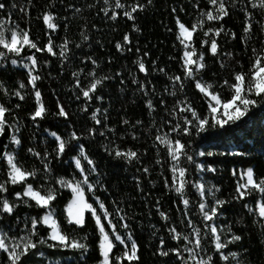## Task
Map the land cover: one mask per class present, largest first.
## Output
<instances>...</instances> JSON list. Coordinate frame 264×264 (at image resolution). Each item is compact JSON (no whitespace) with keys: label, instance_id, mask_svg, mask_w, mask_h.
I'll return each mask as SVG.
<instances>
[{"label":"trees","instance_id":"1","mask_svg":"<svg viewBox=\"0 0 264 264\" xmlns=\"http://www.w3.org/2000/svg\"><path fill=\"white\" fill-rule=\"evenodd\" d=\"M0 2L5 4V8L0 9V21L5 22L6 30L16 28L18 25L16 30L27 31L30 39L42 49L47 45L51 34L53 50L57 53L53 56L46 50L36 51L25 45L24 50L17 55L7 52L0 46V51L6 54V66H0V82L8 89V93L5 94L3 88H0V103L11 109L5 118L12 126L6 127L4 134L0 135V182L8 179V165L4 157V152L7 151L15 155L17 163L24 169L37 170L36 177H30L28 183H32L38 189L43 185L41 189L43 192L49 187L56 190L57 197L51 208L63 232L89 246L83 255L81 250L50 248L49 244L58 242L49 239L50 230L38 224V235L32 239L38 242L44 237L47 243L43 245L37 243V248L30 250L18 264L52 262L99 264L102 259L99 250L100 232L91 213H85L83 227L68 224L67 221L66 206L73 198V194L66 187H61L57 181L60 178L83 179L73 157L81 158L88 181L94 185L92 190L87 188V198L96 207L97 213L101 214V220L110 236L114 234L107 223L109 219L122 237L127 238V233L131 231L139 245L140 259L133 261L132 264H185V261L187 264H197L201 258L207 260L209 256L212 257V264H237V260L240 264H264V220L259 217L256 210L257 201L261 197L257 192H253L243 200L234 199L237 195V182L241 183L242 170L252 167L256 179L264 177V102H261L260 107L253 109L254 115L249 114L241 122L226 125L223 129H213L193 137H178L177 133L171 132L175 123L178 121L183 123L184 115L190 117V113L180 112V102L185 97L202 116L208 115V98L206 99L205 95L196 89L194 80L184 78L181 59L183 46L177 39L176 23V18L179 17L182 23L191 27L201 18L202 10L212 9L208 0H153L144 11L138 10L133 13L135 21L123 15L125 9L117 8L116 0H108L107 4L105 0H54V2L0 0ZM120 2L128 6L129 10L137 2L147 5V0ZM225 3L229 14L221 21H206L204 25V31L209 27L223 26L224 31L220 36L215 37L214 33H211L204 37L200 30L193 36L197 50L205 54L206 67L200 71L197 79H201L203 83H211L213 85L211 91L219 92L222 99L231 98L232 95V90L228 85H223V81L235 83L234 75L239 72L246 74V80L250 79L256 57L264 54V10L253 8L252 0H225ZM104 9H107V14ZM46 11L55 14L54 22L59 25L57 29H48L43 22V13ZM246 12L252 13V28L247 33L244 31L248 23ZM113 13L118 14L116 19L111 18ZM134 23L140 31L134 29ZM232 32L235 33L234 38ZM126 34L129 35L131 44L124 41ZM84 36L88 39L85 40ZM65 38L69 41L67 60L59 56L60 46L65 42ZM212 38L216 39L218 45L216 55L210 52V45L201 43L203 39L210 41ZM118 42L123 46V50L117 49ZM33 55L37 59L34 74L42 77L37 81V88L48 109L45 118L42 120L37 118L36 122H33L30 116L38 105L29 83L28 70L11 64L12 59L22 63ZM141 57L148 70L147 75L139 70L137 61ZM92 59L97 61V65L91 63ZM80 69H83V72L78 76L80 87H77V78L73 77L72 73L79 72ZM93 69L96 78L104 76L112 78L98 85L96 92L91 94L93 99L88 101L83 97L80 88H86L90 84L93 78L88 73ZM175 75L181 76L184 80L183 90L180 89L179 82H175L174 86V82L169 79ZM134 80L139 83H135ZM20 82L25 84L24 89H19ZM141 84L147 86L148 95L141 91ZM153 86L155 91L152 90ZM16 90L21 91L25 96L24 100L21 101L13 94ZM173 91L175 95L171 94ZM97 96L103 99H97ZM252 98L261 100L260 97ZM148 99L153 100L154 110L147 107ZM17 104L20 105L19 108L15 107ZM58 105H63L69 113L67 119L55 115L58 112ZM85 105L87 111L82 110ZM97 108L101 109V113L98 114L101 119L99 125L91 119ZM104 109H107L106 114ZM125 120L129 123L125 124ZM136 121L142 123L137 124ZM168 121H172V124ZM15 126L20 128V131L15 133L21 140L19 146L11 140ZM92 128L97 130L95 135L89 134V129ZM73 130L80 139L73 140L72 144L84 146V151L95 162V172L90 170L87 160L83 159L78 148L66 147L64 154L57 156L58 142L50 132L55 131L67 140ZM101 131L104 135L99 134ZM165 133H168L170 138H180L185 143L190 139L194 153L201 150L215 153L212 156L195 157L197 163L205 165V169L209 165L215 167L214 173L207 170L196 171L194 165L186 163L183 165L190 168L188 179L205 185L203 198L192 184L186 187L185 196L189 199L187 209L182 202L184 197L171 188L172 161L167 149L155 139L158 134L163 136ZM106 145L109 147L118 145L124 150L130 148L138 153L140 159L133 160L132 163L117 159L105 151ZM29 148L40 152L41 156L49 154L50 173L44 171L41 159L30 153ZM157 160L161 163H157ZM145 167L149 169L147 173L143 171ZM233 169L237 170L235 176L232 174ZM213 185L220 189L216 193V198L228 202L220 208L217 217L212 221H204L198 204L202 199L209 207L214 204L211 194L207 192ZM23 190V184H9L8 192L0 195H6L10 202L20 203L14 194ZM100 202L104 203L110 213L108 219L103 215L104 209L99 208ZM30 203L31 207L20 203L12 215L0 213L2 216L0 231L18 239L27 237L31 229V217L39 218L46 211L37 207L34 201ZM245 204L254 210L250 212ZM161 212L168 216L167 220L161 217ZM121 216L124 217L123 220ZM26 217L28 228H25ZM125 223L129 225L128 229L122 226ZM205 224L217 226L222 243L229 240L232 233L242 237V240L228 244L221 250L229 256L227 261L223 260L215 249L214 236ZM229 226L231 232L228 231ZM172 227L182 233L179 241L172 238L174 233L169 231ZM194 228L200 230L199 247L195 245ZM85 235L86 241L83 239ZM185 235L189 240L183 239ZM161 239L164 241L165 251L179 248L180 256L171 251L166 257L160 255ZM185 245L198 253L195 259L191 258V253L184 250ZM123 250V246L116 242L111 255L113 257L121 255ZM37 252H43L44 255L39 256ZM233 252L238 253V256L233 258L230 255ZM0 264H10L7 254L2 250ZM125 264L128 262L125 261Z\"/></svg>","mask_w":264,"mask_h":264},{"label":"snow or ice","instance_id":"2","mask_svg":"<svg viewBox=\"0 0 264 264\" xmlns=\"http://www.w3.org/2000/svg\"><path fill=\"white\" fill-rule=\"evenodd\" d=\"M54 2V0H53ZM153 0H147V5L141 4L139 2L133 4L128 9V6L122 4L120 0H116L115 6L117 8H124L125 11L123 13L128 19L135 21V16L133 13L139 11H144L148 5H151ZM105 3H108V0H105ZM208 3L212 6V9L207 11H201L200 19L197 20L195 24L191 27L186 26L182 23L179 17L176 18V23L178 26V35L177 39L179 40L180 44L183 46L182 52V67L184 68V78L191 79L195 81V87L199 90L200 93L205 95V98L208 99V115L202 116L192 104L188 101L187 97L183 101L180 102L181 108L180 112L182 113H190L189 115H184L182 117L183 123L179 121L175 123L172 128L171 132L177 133L179 136L184 137H193V136H200L202 133L206 131H210L213 129L219 130L225 128L226 125H235L237 122H241L245 117L249 114H253V109L258 108L261 106V102H264V64H262V60H264V54L258 55L254 61L252 74L250 79L246 80V74L243 72L235 73L234 80L235 83L229 84L228 80L223 81V85H228V87L232 90L231 98L222 99L219 92L210 91L213 88L211 83H203L201 79H197L198 74L201 70L205 69L206 65L204 63L205 54L203 51H198L195 42L193 40L194 33L198 30L203 32L204 37H208L211 33H214L215 37H219L220 34L224 31L223 26L219 28H212L209 27L206 31H204V25L206 21H221L225 16H227L228 10L226 7L225 0H208ZM15 6V5H13ZM199 6V5H197ZM235 7V5H232ZM251 6L253 8H260L264 10V0H252ZM5 4L0 2V9H4ZM24 11V9H21ZM105 14H107V9H104ZM173 12H175V8H173ZM215 13V14H214ZM117 13H113L112 19H116ZM246 16L248 19L247 26L245 27L244 31L247 33L251 30V12H246ZM43 22L46 24L48 29L55 30L59 27L57 23L54 22L55 14L46 11L43 13ZM4 21H0V46L3 49L7 50L9 53H15L19 55L23 50V46L27 45L36 51H47L48 53L52 54L53 56L57 55V53L53 50V42L51 39V34H49V40L47 45L42 49L38 46V44L32 41L29 37L27 31H17L18 25L16 28L11 30H6L4 27ZM133 27L136 31H140V29L133 24ZM171 31V29H169ZM232 37H235V33H231ZM84 39H88L87 36H84ZM124 41L126 44H131V40L129 35L124 36ZM69 41L65 38V42L60 46L59 56L63 57L65 60L68 59L67 52ZM203 45H210V52L213 55H216L218 45L215 38H212L210 41L209 39H203L201 41ZM79 47V45H76ZM117 49L123 50V46L118 42L116 44ZM131 50L130 48L128 49ZM139 52V48H137ZM255 52V49H253ZM231 55V54H229ZM31 61V65L24 64L23 67L28 69V78L29 83L31 84L32 89L34 90V95L37 102L36 110L30 114L31 119L33 122L37 121V118L41 120L45 118L48 109L46 108L42 97L41 92L37 88V81L41 80L42 77L39 75H35L33 66L37 65V59L35 55L28 57ZM90 59V58H89ZM19 62L16 59L11 60L12 65H17ZM93 65H97V61L95 59L91 60ZM139 70L144 72L145 75L148 74V70L143 62V58H139L138 61ZM0 66H6V54L3 51H0ZM223 67V64H221ZM160 71H164L160 69ZM83 72V69H80L79 72H73V77H76V86L80 87V80L78 78L79 74ZM93 79L90 84L84 88L81 87L80 90L82 95L86 100L91 101L93 96L91 94L95 93L97 90L98 85H102L104 80L111 79L112 77L104 76L101 78H96L95 69L88 73ZM170 80L174 82H179V87L181 90L184 88V80L181 76L175 75L169 77ZM123 82V81H122ZM135 83H139L138 81L134 80ZM222 85V86H223ZM26 86L23 82H20L19 89H24ZM0 88H3L5 94L8 93V89L3 86V82H0ZM141 91L144 92L145 95H148V88L146 85H140ZM155 91V86L152 88ZM167 90V89H166ZM15 96L19 97L22 101L25 99V96L21 93L20 90H16L13 93ZM175 95V91L171 93ZM260 97L261 100L258 101L257 99L252 98ZM79 99V97H77ZM97 99H103V97L97 96ZM164 102L163 100L161 101ZM147 107L149 110H154L155 105L153 104L152 99H148L146 101ZM19 108L20 105L17 104L15 106ZM87 111V105L84 106L82 109ZM175 111V109H173ZM11 109L7 108L4 104L0 103V135H3L5 132L6 127H12L8 124L6 120V113H10ZM101 113V109L97 108L91 116V119L95 121V124H101V119L99 118L98 114ZM104 113H107V109H104ZM55 115L59 117H63L67 119L69 117V113L65 110L63 105H58V112ZM106 118V116H105ZM125 124H128L129 121L125 120ZM137 124H141L142 121H136ZM169 124H172V121H168ZM38 126V125H37ZM20 131L19 126H15L13 130V134L11 136V140L19 146L21 143L20 138L15 134ZM47 131V129H46ZM96 129L92 128L89 129L90 135L96 134ZM110 131H115V129H110ZM100 135H104V132L101 131ZM50 135L55 137L56 141L58 142V146L56 149L57 156L63 155L65 152L66 147L71 146L72 148H78L81 156L83 159L87 160V164L90 166V170L95 172L96 165L92 158H90L87 153L84 151V146L80 145H73L72 141H78L80 137L77 135L76 131L73 130L70 134V137L66 140L61 137L55 131H51ZM135 138V136H134ZM156 140L160 141L161 144L165 145L168 155L171 158V165L170 171L172 173V184L171 188H174L175 192L183 198V204L187 209L189 205V199L185 196V189L189 184H192L196 190L198 191L201 198L205 196V185L204 183H195L188 179V175L190 173V168L187 166H183L185 163L187 165H194L196 171H210L216 172V168L209 165L207 169H205V165L202 163H197L195 157H203L205 155L212 156L215 153L212 151L205 152L201 150L199 152H193L191 145L192 141L189 139L187 143H185L180 138L172 139L170 138L168 133H165L163 136L157 135L155 137ZM28 151L32 153L34 156L39 157L41 162L44 165V171L50 173V161L48 160V153H45L44 156H41L40 152L35 151L33 148H29ZM105 151L109 153V155H114L117 159H124L128 163H132L133 160L139 161L140 157L138 153L132 149H121L118 145L114 147H109L108 145L105 146ZM225 154V153H220ZM236 155H243L244 153H234ZM4 157L6 158L8 171L7 177L8 179L0 182V194H4L8 192V185H17L23 184L24 190L23 192H16L15 199L20 203H23L29 207H31L30 201H34L37 207L46 209L44 214L37 217H31V229L27 237H10L8 236L7 232L0 231V250L5 252L8 256L10 264H18L23 256H26L30 250L37 248V243L43 245L47 243V240L44 237H41L40 240L34 241L32 239L33 236L38 235L37 232V225H43L48 228L50 231L48 233V238L52 241H57L58 244H49L48 247L55 248V247H62L64 249H75L81 250V254L83 255L88 251V244L82 243L80 240L76 238H70L66 233L63 232L62 226L60 222L55 218L53 209L51 208V204L54 200H56L57 192L54 188L49 187L46 192L41 191L43 185H41L40 189L35 188L32 183H28V179L34 178L37 175V170L33 169L31 171L24 169L21 165H19L16 161V157L13 153H9L7 151L4 152ZM75 160L76 168L80 170V173L83 176L82 180H67L65 178L58 179L57 183L61 185V187H68L72 189L74 194L73 199L68 203L66 206L67 212V221L68 224H74L78 227H83L85 224V213L90 212L91 216L95 219V223L98 227L100 232V240H99V250L102 259L100 260L99 264H125V261L128 264H132L133 261H139L140 257L138 255L139 245L137 244L136 240L133 238L131 231L127 233V238L122 237L117 231L116 226L112 224L111 219L107 221V223L111 226V233L114 235L110 236L109 231L105 229L104 224L101 222V214L97 213L96 207L93 206L92 203H89L85 197V186L89 190L94 189V185L89 183L88 176L85 170V167L82 164L80 157H73ZM157 163H161L160 160H157ZM143 171L147 173L149 169L147 167L143 168ZM232 174L235 176L237 174V170L233 169ZM241 179L246 177V181L244 183L237 182L236 193L237 195L234 199L243 200L246 196L252 195L253 192H257L261 199L257 201V209L258 215L260 218L264 219V177H260L259 179L255 178V171L252 167H248L246 170H242L240 172ZM166 185L168 184L167 178L165 179ZM220 189L216 186H212L207 189V192L211 194L214 204L209 207L206 202L201 200L198 204V208L200 213L202 214L204 221H212L215 217H217L220 208L226 204L228 201L216 198V193L219 192ZM99 200V197L96 198ZM20 203H13L10 202L6 195H0V213H6L8 215H12L14 210L20 206ZM249 211H253L254 209L251 208L248 204L244 205ZM99 208L104 209L103 215L105 217L110 216L105 205L103 202L99 203ZM222 215V213H220ZM161 217L165 220L168 219V216L164 213H160ZM2 218V216H0ZM123 220L124 217L121 216ZM28 218H25V228H28L27 223ZM191 223V221H189ZM125 229L129 228L127 223L122 225ZM206 228L210 229V232L214 236V243L215 249L219 252L220 257L227 261L229 259L228 255H225L222 249L226 248L228 244L237 242L242 240L240 235L232 233V236L229 240L225 242H221V236L218 233L217 226L215 224H205ZM170 232L174 233L173 239L179 241L182 233L178 232L175 227L169 229ZM228 231L231 232L232 229L229 226ZM194 232L196 233L195 245L199 247L201 244L200 240V230L198 228H194ZM83 239L86 241L87 236L85 235ZM184 240H189L187 235L183 236ZM11 241V243H8ZM116 242H119L120 245L123 246V252L121 255H115L114 257L111 255L113 249L116 247ZM130 242V247H129ZM191 242V241H190ZM161 248L159 250L160 255L168 256L169 252H175L177 256H180V249L179 248H172L168 251L163 249L164 241L161 239L160 241ZM184 250L191 253L192 259H195L198 256V253L195 252V249L188 248L187 245L184 246ZM37 255L43 256V252H37ZM230 255L235 258L238 256V253H230ZM185 264L187 262L185 261ZM197 264H212V257L209 256L207 260H203L201 258L197 261ZM237 264L240 262L237 260Z\"/></svg>","mask_w":264,"mask_h":264},{"label":"rangeland","instance_id":"3","mask_svg":"<svg viewBox=\"0 0 264 264\" xmlns=\"http://www.w3.org/2000/svg\"><path fill=\"white\" fill-rule=\"evenodd\" d=\"M18 31V30H17ZM21 32V31H20ZM25 46V45H24ZM24 64H29V65H31V61L29 60V59H27L26 61H24V62H22V63H18L16 66H19V67H22V68H25V67H23V65ZM33 68L35 69V66H33ZM25 69H27V68H25ZM28 70V69H27ZM34 74V73H33ZM210 91H211V89H210ZM208 99H210V97L208 98ZM246 181V177L244 178V179H241V183H244ZM67 189H69L71 192H72V189L71 188H68V187H66ZM72 194H73V192H72ZM73 196H74V194H73ZM85 197H86V199L88 200V198H87V186H85ZM73 199V198H72ZM71 199V200H72ZM88 202H89V200H88ZM90 203V202H89ZM256 210H257V212H258V209H257V207H256ZM55 216V215H54ZM106 219H108V216L106 217ZM264 220V219H263ZM101 222H102V220H101ZM103 223V222H102ZM106 229V228H105ZM8 243H11V241H8ZM130 247V246H129ZM51 264H59V263H54V262H52Z\"/></svg>","mask_w":264,"mask_h":264}]
</instances>
